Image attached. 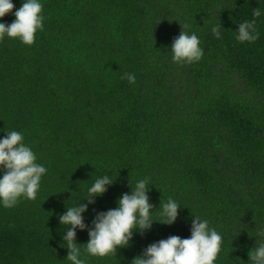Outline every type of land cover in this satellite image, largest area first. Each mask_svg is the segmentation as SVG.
<instances>
[{"label": "trees", "instance_id": "16d2710c", "mask_svg": "<svg viewBox=\"0 0 264 264\" xmlns=\"http://www.w3.org/2000/svg\"><path fill=\"white\" fill-rule=\"evenodd\" d=\"M41 2L33 45L0 41V129L22 132L48 169L35 200L0 207V264H70L59 216L104 175L117 179L83 214L90 227L144 177L159 222L88 264H131L154 242L189 238L194 215L222 234L216 264H252L264 240V15L255 42H238L235 30L264 0ZM180 24L200 39L197 63L172 60ZM169 197L182 206L172 225L159 208ZM88 240L78 229L82 252Z\"/></svg>", "mask_w": 264, "mask_h": 264}, {"label": "clouds", "instance_id": "9594fccd", "mask_svg": "<svg viewBox=\"0 0 264 264\" xmlns=\"http://www.w3.org/2000/svg\"><path fill=\"white\" fill-rule=\"evenodd\" d=\"M13 0H0V41L6 37L18 39L25 45H33L36 35L44 30L46 17L43 14L44 5L41 0H21V7L13 9ZM14 14L15 19L9 24L3 20L8 14ZM253 19L239 22L236 40L240 43H253L259 39L256 18L264 15V10L256 7ZM235 22V21H234ZM180 34L174 38L170 50L172 60L179 64H193L204 56L199 37L189 34L188 25H182ZM222 25L213 24L212 34L222 38ZM130 83H135V74H127ZM6 135L0 138V207H15L21 199L35 200L41 188V180L47 174V167L37 162V156L32 147L25 143L22 132L0 129ZM117 177L110 175L97 177L88 187L86 198L68 207L59 216L60 224L68 225L62 235L61 247L68 249L66 259L70 264H88L87 257H107L116 254L119 248L130 246L134 234L150 230L153 222L150 202V178L137 179L133 185L129 180L130 193L122 194L117 200V207L107 211L97 212L91 227L85 222L84 213L89 205L95 203L97 197H102L108 187L113 185ZM86 203H81V200ZM181 205L169 197L167 202L161 201L160 214L165 217L163 224L172 225L179 216ZM161 223V222H160ZM88 231L89 240L86 248L81 250L76 241L77 230ZM189 238L177 235L169 236L147 246L141 255L135 257L131 264H216L222 251L223 237L215 228L210 227L207 219L194 215ZM261 235H264L262 230ZM252 264H264V240L250 251Z\"/></svg>", "mask_w": 264, "mask_h": 264}]
</instances>
